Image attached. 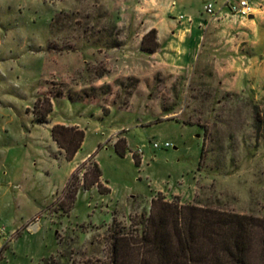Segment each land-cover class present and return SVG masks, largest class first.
I'll return each instance as SVG.
<instances>
[{
  "label": "rangeland",
  "instance_id": "obj_1",
  "mask_svg": "<svg viewBox=\"0 0 264 264\" xmlns=\"http://www.w3.org/2000/svg\"><path fill=\"white\" fill-rule=\"evenodd\" d=\"M211 1L0 0V264H144L160 196L264 218V74L237 79L173 10ZM65 122L85 131L75 161L96 154L76 177L98 162L109 194L65 191Z\"/></svg>",
  "mask_w": 264,
  "mask_h": 264
},
{
  "label": "trees",
  "instance_id": "obj_2",
  "mask_svg": "<svg viewBox=\"0 0 264 264\" xmlns=\"http://www.w3.org/2000/svg\"><path fill=\"white\" fill-rule=\"evenodd\" d=\"M159 49L157 31L153 30L144 37L141 50L154 54ZM52 112L51 106L48 115ZM51 134L65 159L74 160L83 147L85 131L56 124ZM115 149L120 156H126L127 141L119 139ZM95 158L93 154L72 174L65 188L67 193L76 195L81 187L85 190L97 187L102 194L111 192L103 184L98 162L93 164L92 173L85 170L83 179L76 177ZM203 158L204 148L200 168ZM134 160L141 167L142 157L135 155ZM147 228L142 238L144 264H264V218L194 205L180 206L165 202L160 196L152 202Z\"/></svg>",
  "mask_w": 264,
  "mask_h": 264
},
{
  "label": "crops",
  "instance_id": "obj_3",
  "mask_svg": "<svg viewBox=\"0 0 264 264\" xmlns=\"http://www.w3.org/2000/svg\"><path fill=\"white\" fill-rule=\"evenodd\" d=\"M235 1L238 0H217V2L214 3L212 1L209 2L214 5L216 10L215 17H211L207 13H204L202 16L194 13H187L184 12V10H179V7L173 10H177V12L184 13L192 18L193 36H200L201 39L204 38L205 41H207L205 44L209 52L210 50H212V52H220L219 55L221 56L222 63L229 65L226 71L232 74L235 73L234 75L237 79L252 82L255 81L259 75L264 74V66H262L264 65V0H248L253 7V13L247 19L231 13L228 3ZM183 8L185 9L184 6ZM215 47L216 49L214 50ZM157 53L158 51L152 55ZM242 63L250 66L242 69ZM222 72H224V70ZM252 89H255V87L252 86ZM60 124L71 127L80 126L79 124H67L66 122ZM119 139H125L127 141L125 137ZM119 139H110V141L116 144ZM76 158L77 155L72 161L64 159L68 161L70 165L69 175L64 187L74 171L84 163L75 161ZM61 159L63 158L61 157ZM144 159L143 154L142 161H144ZM159 192L166 193L167 189H161Z\"/></svg>",
  "mask_w": 264,
  "mask_h": 264
},
{
  "label": "built area",
  "instance_id": "obj_4",
  "mask_svg": "<svg viewBox=\"0 0 264 264\" xmlns=\"http://www.w3.org/2000/svg\"><path fill=\"white\" fill-rule=\"evenodd\" d=\"M228 6L231 13H233L234 15H239L243 18H249L253 13V7L250 5L248 0H238L235 2H229ZM205 11L211 17H215L216 15V10L214 8L213 3H208L207 6L205 7ZM171 146H172L171 143H165L164 145L160 143L154 144L155 148H162V147L171 148ZM131 153L133 157L138 154H140L141 157H143V151L141 149L137 151H131Z\"/></svg>",
  "mask_w": 264,
  "mask_h": 264
}]
</instances>
